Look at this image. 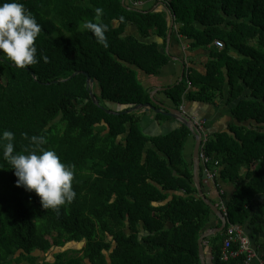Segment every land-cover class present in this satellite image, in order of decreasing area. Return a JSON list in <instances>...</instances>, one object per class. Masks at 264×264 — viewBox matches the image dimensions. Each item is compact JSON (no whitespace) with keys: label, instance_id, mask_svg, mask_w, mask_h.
<instances>
[{"label":"trees","instance_id":"obj_1","mask_svg":"<svg viewBox=\"0 0 264 264\" xmlns=\"http://www.w3.org/2000/svg\"><path fill=\"white\" fill-rule=\"evenodd\" d=\"M19 2L41 26L37 63L23 69L0 64V131L14 133L16 152L43 147L73 166L76 197L59 212L43 209L34 192L16 185L0 147V264H202V232L218 217L194 182L196 138L162 115L157 117L179 128L146 135L141 121L148 114H124L152 104L141 74L156 79L170 61L165 46L172 22L178 43L207 52L208 62L205 75L191 68L164 93L169 105L182 111L189 100L216 104L227 98L231 106L227 131L210 134L206 125L202 131L201 153L218 169L219 190L232 185L230 194L208 198L215 205L222 199L230 224L242 226L253 210L262 221L264 0ZM96 8L103 9L99 21ZM89 20L106 26L107 47L83 27ZM86 75L95 82L99 105ZM32 136L46 143L37 145ZM204 179L202 166L203 188ZM226 234L206 239L216 263L242 264L245 257L222 261ZM68 244L83 247L73 255L60 252L54 261L41 259Z\"/></svg>","mask_w":264,"mask_h":264},{"label":"clouds","instance_id":"obj_2","mask_svg":"<svg viewBox=\"0 0 264 264\" xmlns=\"http://www.w3.org/2000/svg\"><path fill=\"white\" fill-rule=\"evenodd\" d=\"M95 13V19L99 21L103 9L96 8ZM83 27L92 33L99 44L108 46L105 25L89 20L83 23ZM40 32L41 26L36 18L19 0L0 2V64L7 61L11 67L23 69L37 63L35 41ZM44 59L47 60V57ZM30 140L37 145L46 143L42 136H32ZM13 141L12 131H0L3 158L14 171L16 185L34 192L45 210L59 212L61 206L70 204L76 197L72 188L73 166L61 162L54 150L43 147L39 153L16 152Z\"/></svg>","mask_w":264,"mask_h":264},{"label":"crops","instance_id":"obj_3","mask_svg":"<svg viewBox=\"0 0 264 264\" xmlns=\"http://www.w3.org/2000/svg\"><path fill=\"white\" fill-rule=\"evenodd\" d=\"M134 34H136L135 29L130 27V35L133 36ZM179 40H182V38L179 37ZM156 43L163 45L158 39H156ZM180 43L181 45L178 43L174 33L170 46H168V44L167 47L165 46V49L168 48V57L170 61L164 67L158 78H148L141 74L142 82L146 88L151 89V95L154 96V99L162 105L166 104L169 108L172 107L169 105V102H167V97L164 96V93L180 84L182 79L184 81V73L189 72L191 68H195L203 75L206 74L205 67L208 62V53L201 50L192 51L191 43L186 40H182ZM184 108L186 114L190 118L197 122H204L210 134H218L219 132L227 131L233 122L231 106L228 105L227 98L217 101L216 104H204L202 102L189 100L186 101ZM141 128L146 135L158 136L179 128V125L174 120L163 121L155 114H148L143 117ZM204 182V192L206 195L209 196V198L213 196L216 197L214 185L209 181L207 182L205 179ZM221 186L224 187V190L228 191L229 194L231 193L232 185ZM257 214V210H253L241 227L251 240L254 253L251 264H264V215L262 221H256L254 216ZM219 222L220 224L222 223L220 219L212 220V226L209 229L220 227L221 225ZM209 242L208 240L204 242L207 264H217Z\"/></svg>","mask_w":264,"mask_h":264},{"label":"water","instance_id":"obj_4","mask_svg":"<svg viewBox=\"0 0 264 264\" xmlns=\"http://www.w3.org/2000/svg\"><path fill=\"white\" fill-rule=\"evenodd\" d=\"M126 0H123V5H125ZM173 29H174V22L171 23L170 26V30H169V34L167 37V44L168 46H170L171 44V40H172V36H173ZM166 53L168 54V48L166 50ZM79 75V73H75L69 80H60L58 82H56V84L59 83H65L67 81H70L72 79H74L75 77H77ZM185 73L183 74L184 77ZM33 78H35L34 75H32ZM87 77V88L90 94L91 99L93 100L94 104L99 105L98 101L94 95V86H95V82L94 80H92L88 75H86ZM183 81V79H182ZM151 102L152 104H146V105H140L137 106L127 112H125L124 114L126 115H131V114H155V115H162L164 117L167 118H171L176 120L179 124L186 126L188 128L191 129L193 136L196 138V146H195V151H194V182L195 185L198 189L199 192V197L202 198V200L208 205L210 206L211 210L213 211V213L218 217V219H220L221 226L218 228H212V229H207L205 231L202 232L200 241H199V245H200V256L202 259V264H207L206 261V252H205V248H204V242L206 239L217 235L218 233H222L225 228L226 225L228 223L225 215L223 214V212L219 209V207L217 205H215L206 195V193L204 192V188L202 187V160H201V145H202V132L200 131V129L197 127L195 121L190 118L187 114L183 113L180 110H175L172 108H168L165 105H162L160 103H158L155 99L154 96L151 95ZM109 115H113V116H119V114L117 113H113L110 111L106 112Z\"/></svg>","mask_w":264,"mask_h":264},{"label":"built area","instance_id":"obj_5","mask_svg":"<svg viewBox=\"0 0 264 264\" xmlns=\"http://www.w3.org/2000/svg\"><path fill=\"white\" fill-rule=\"evenodd\" d=\"M141 5L142 3L134 4L135 7H138ZM182 112L186 114L185 108H182ZM195 123L197 127L200 129V131L202 132L205 123L197 122V121H195ZM206 138L207 137L205 136V139ZM201 160H202L203 171L205 174V180L207 182L208 181L211 182L214 185V189H215L214 192L216 191L220 193V195H222L223 191L219 190L218 185L215 182L217 175H218V171H217L218 169L211 167L212 159L209 156H207L204 151L201 153ZM215 165L218 166V162H216ZM218 193L216 194L218 195ZM217 206L223 212V214L225 215L228 221L227 209L222 199L220 200L219 204H217ZM225 230L227 234H226V237L223 243L222 261L230 262L232 259H236L239 257H245L242 264H251V261L254 257L251 240L245 234L242 227L236 224H230L228 222Z\"/></svg>","mask_w":264,"mask_h":264},{"label":"rangeland","instance_id":"obj_6","mask_svg":"<svg viewBox=\"0 0 264 264\" xmlns=\"http://www.w3.org/2000/svg\"><path fill=\"white\" fill-rule=\"evenodd\" d=\"M216 193H218V192H216ZM82 247H83V244L82 245H80V244H68V245H65L64 247H61V248H55V250H53L50 254H48L46 256L45 255L41 256V259H44V258L46 259L47 258L50 261H54V256L56 254H58L60 252L69 251V255H73L71 250H73V249L80 250ZM22 264H25V263H22Z\"/></svg>","mask_w":264,"mask_h":264}]
</instances>
